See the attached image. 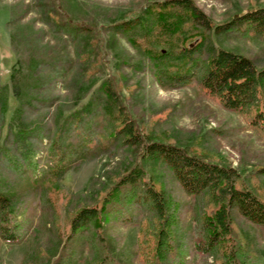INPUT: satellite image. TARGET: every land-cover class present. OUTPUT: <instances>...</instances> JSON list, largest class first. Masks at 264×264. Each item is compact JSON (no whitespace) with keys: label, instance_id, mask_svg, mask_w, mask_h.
<instances>
[{"label":"trees","instance_id":"trees-1","mask_svg":"<svg viewBox=\"0 0 264 264\" xmlns=\"http://www.w3.org/2000/svg\"><path fill=\"white\" fill-rule=\"evenodd\" d=\"M33 2L66 46L29 68L32 81L14 82L19 104L12 110L8 88L0 87V242L18 243L37 228L45 240L37 239L34 249L43 264H185L170 183L200 203L193 251L213 256L211 264H247L233 228L241 218L264 233V200L238 187L232 167L142 132L116 75L101 78L103 71L92 67L103 56L101 35L122 37L141 52L159 83L175 88L196 80L224 109L253 111L250 124L264 132V67L209 44L211 33L264 38V6L215 24L195 0H144L135 15L100 24L73 16L64 0ZM38 71L64 79L39 78ZM62 89L90 95L83 103L76 99L64 115ZM125 153L133 164L110 183L96 173L79 192L62 184L64 173L85 160ZM258 170L264 174V167ZM126 226L140 227L133 256L115 245L118 235L111 232Z\"/></svg>","mask_w":264,"mask_h":264},{"label":"rangeland","instance_id":"rangeland-1","mask_svg":"<svg viewBox=\"0 0 264 264\" xmlns=\"http://www.w3.org/2000/svg\"><path fill=\"white\" fill-rule=\"evenodd\" d=\"M64 1L73 16L88 21L95 19L103 24L135 15L144 0ZM195 2L215 24L224 23L240 12L264 6V0ZM101 37L104 40L101 49L103 56H100L102 61L98 59L92 70L101 69V78L107 77L108 73L116 75L123 101L133 110L141 131L184 147L212 163L232 167L238 173V187L244 186L264 200V174L258 170L264 167V132L250 124L253 111L239 113L224 109L196 80L179 84L175 88L168 83L161 84L154 77L153 68L150 70L148 67L147 70L145 57L126 39L110 33ZM197 40H191L189 45ZM209 44L210 47L246 56L258 69L264 67V38L254 33L239 32L220 36L211 33ZM65 46L62 38L42 21L33 0H0V87L8 88L10 110L19 104V100L12 95L14 82L32 81L35 76L28 74L29 68H34L39 58L55 54ZM40 73L37 72L39 78L51 77V81L64 79L49 75L46 71L43 75ZM94 79L91 80L95 81L91 90L99 84V77ZM59 91L61 112L64 115L71 111L76 99L83 103L90 95L86 91L77 96L64 89ZM133 161L129 153L111 159L102 157L85 160L77 169L64 173L62 184L72 192H79L96 173L104 175V183H110L121 175L125 167L129 168L128 165H132ZM169 186L170 183L166 184L167 191L173 196L171 210L181 225L177 230L181 239L177 248L184 256L185 264H211L213 256L202 257L190 247L193 243L190 237L195 232L201 211L200 203L198 205L193 199H185L174 185ZM35 229L36 232L27 234L18 243L0 242V264H43L34 248L37 239L41 242L45 240L44 233L41 229ZM233 230L236 243L248 255L242 256L248 261L247 264H264L263 231L241 218H236ZM111 232L118 235L115 245L127 255L133 256L139 241L140 227H120Z\"/></svg>","mask_w":264,"mask_h":264}]
</instances>
